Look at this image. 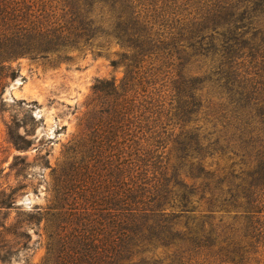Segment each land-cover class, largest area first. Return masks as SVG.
Segmentation results:
<instances>
[{"label": "trees", "instance_id": "16d2710c", "mask_svg": "<svg viewBox=\"0 0 264 264\" xmlns=\"http://www.w3.org/2000/svg\"><path fill=\"white\" fill-rule=\"evenodd\" d=\"M99 39L125 49L99 165L58 220L0 223L1 262L45 221L41 264H264V0H0V102L18 60Z\"/></svg>", "mask_w": 264, "mask_h": 264}, {"label": "rangeland", "instance_id": "374dc122", "mask_svg": "<svg viewBox=\"0 0 264 264\" xmlns=\"http://www.w3.org/2000/svg\"><path fill=\"white\" fill-rule=\"evenodd\" d=\"M98 46H105L101 56ZM124 52L99 39L49 60L13 64L18 76L7 82L0 102V223L58 220L56 208L70 204L64 187L99 161L97 126L113 102L104 87L122 81L124 68L111 63ZM46 226L23 225L18 238L7 237L14 240L11 264L42 263Z\"/></svg>", "mask_w": 264, "mask_h": 264}]
</instances>
